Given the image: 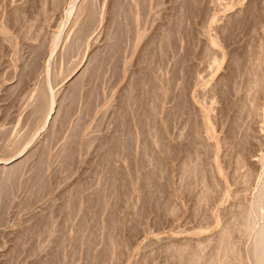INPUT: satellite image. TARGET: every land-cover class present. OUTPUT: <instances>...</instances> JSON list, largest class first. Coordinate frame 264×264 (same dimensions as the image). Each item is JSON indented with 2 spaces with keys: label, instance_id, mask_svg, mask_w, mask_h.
Returning <instances> with one entry per match:
<instances>
[{
  "label": "rangeland",
  "instance_id": "rangeland-1",
  "mask_svg": "<svg viewBox=\"0 0 264 264\" xmlns=\"http://www.w3.org/2000/svg\"><path fill=\"white\" fill-rule=\"evenodd\" d=\"M90 4L101 17L79 38L72 0H0V162L47 145L13 181L0 173V264H183L170 245L208 238L207 257L245 206L261 223L264 0ZM47 79L57 99L69 96L52 136L37 108ZM184 161L201 168L184 176ZM254 231L232 235L246 264Z\"/></svg>",
  "mask_w": 264,
  "mask_h": 264
},
{
  "label": "bare ground",
  "instance_id": "bare-ground-1",
  "mask_svg": "<svg viewBox=\"0 0 264 264\" xmlns=\"http://www.w3.org/2000/svg\"><path fill=\"white\" fill-rule=\"evenodd\" d=\"M74 1L75 0H72V5L74 4ZM89 1V2H88ZM88 1H86V0H82V1H79V2H77V4H76V2H75V4L72 6V7H69L68 8V11L69 12H71V10L72 9H74V12H73V15L74 16H72L74 19H76V20H79V21H81L80 23V26H79V30H78V37L79 38H81L82 36H84V34L88 31L89 32V30L88 29H90L89 27L93 24V22H95V20H97L98 18L97 17H101V16H99V14H98V11H96L95 10V8H93L92 6H91V4H93V3H91L90 4V1L92 2V0H88ZM130 2V1H129ZM139 2V1H138ZM48 3V2H47ZM139 4V3H138ZM134 5V4H133ZM132 5V6H133ZM140 5V4H139ZM134 8H135V6H133ZM141 7V6H140ZM135 10V9H134ZM124 11H125V9H124ZM67 12V11H66ZM65 12V13H66ZM132 13H134L135 14V12H132ZM67 14V13H66ZM65 14V15H66ZM68 15V17H69V15H71V13L70 14H67ZM140 15V14H139ZM142 15V14H141ZM232 16V15H231ZM67 17V16H66ZM68 17H67V19H68ZM131 18H129V19H132V16H130ZM101 19V18H100ZM231 20V19H230ZM229 20V21H230ZM100 22V21H99ZM124 23V22H123ZM127 23V22H126ZM132 23H134V21L132 22ZM135 24V23H134ZM228 24V23H227ZM87 32V33H88ZM110 36V35H109ZM114 36V35H113ZM83 38V37H82ZM109 38V37H108ZM113 38V37H112ZM75 39V38H74ZM114 39H115V37H114ZM113 39V40H114ZM5 40V39H4ZM110 41V40H109ZM217 41L219 42V40L217 39ZM111 42V41H110ZM113 42V41H112ZM263 42V41H262ZM71 43V42H70ZM108 43V42H107ZM215 43H216V41H215ZM262 45V44H261ZM108 46V45H107ZM111 46H112V44H111ZM264 46V45H263ZM263 46H262V48H263ZM112 48V47H111ZM108 49V48H107ZM110 49V48H109ZM264 49V48H263ZM96 51V50H95ZM111 51V50H110ZM261 51V50H260ZM95 53V52H94ZM98 53V52H97ZM115 53V52H114ZM93 54V53H92ZM92 54H89L88 55V58H87V60H86V64L84 65V67L81 69L80 68V72H78V74L72 79V81L69 83V93L71 92H73V93H76L78 90H76V89H78L79 87H81V85H82V82H83V77L85 76V74L88 72L87 71V69L90 67V64H93L95 61H97L96 60V58L94 57V56H96V55H92ZM260 54V53H259ZM260 58V57H259ZM217 59V58H216ZM218 60V59H217ZM215 63H217V62H215ZM96 64V63H95ZM94 66V65H93ZM93 66H91V67H93ZM48 67V66H47ZM90 69V68H89ZM256 69H258V68H256ZM91 71V70H90ZM258 71V70H257ZM91 73V72H90ZM254 73H257L256 71L254 72ZM264 73V72H263ZM88 74V73H87ZM86 74V75H87ZM259 74L261 75V73L260 72H258L257 73V75H258V77H257V75H256V77H252L253 78V80H251V82H250V85H249V88H250V90H252L253 92H254V90L256 91V89L259 87V86H261V84H262V77L261 78H259L260 76H259ZM91 75V74H90ZM264 76V75H263ZM86 77V76H85ZM89 77V76H88ZM87 78V77H86ZM85 78V79H86ZM264 78V77H263ZM199 80H200V78H199ZM49 79H47L46 81H45V85H44V87L43 88H41V91L39 92V94L37 95V100H38V104H39V106H38V104H36L35 105V107L34 108H36L37 106V108H40V106H41V109H42V106H43V111H46L45 112V115L41 118V122H42V128H44V127H49V136H52V135H54V133L56 132V130H57V128L58 127H60L58 124H60V122L62 121L63 122V120H61V115L63 114V113H66L65 111H64V109H66V107L64 108V106H66V105H64V103H63V99H68V94L66 93V96H65V98L62 96L61 98H60V100L59 99H57V97H56V94H54L52 91H51V89H50V87L51 86H49ZM86 81V80H85ZM133 83V82H132ZM182 84V83H181ZM264 84V83H263ZM51 85V84H50ZM133 86H134V84H133ZM264 86V85H263ZM260 89H262V87L260 88ZM68 90H66L67 92H68ZM76 90V92H74ZM252 92V93H253ZM73 93H72V97H73ZM181 93V92H180ZM71 95V94H70ZM159 95V94H158ZM172 95V94H171ZM253 95V94H252ZM68 96V97H67ZM169 97H167V99H168ZM251 98H252V96H251ZM73 99V98H72ZM72 99H69V100H72ZM171 99V98H170ZM36 100V99H35ZM68 100V101H69ZM169 102V101H168ZM37 103V102H36ZM65 104H67V103H65ZM167 108V107H166ZM35 110V109H34ZM67 110V109H66ZM180 110V109H179ZM37 111V110H36ZM39 111V110H38ZM37 111V112H38ZM174 111V110H173ZM52 112V113H51ZM179 113V112H178ZM174 114H176V113H174ZM65 115V114H64ZM201 117V116H200ZM64 117L62 116V119H63ZM60 121V122H59ZM60 125H62V124H60ZM58 126V127H57ZM209 126H210V123L207 121V120H204V123H203V127H204V134H205V137L206 138H211L212 137V133H211V130L209 129ZM189 127V126H188ZM197 127H199L200 128V126H197ZM196 131V130H195ZM154 133V132H153ZM153 133H151V134H153ZM72 135V134H71ZM70 135V136H71ZM159 135V134H158ZM158 135H157V139H158ZM198 135V134H197ZM35 137V136H34ZM33 137V138H34ZM151 137H153L154 138V144L155 145H158V140L155 138L156 136H151ZM184 137H186V136H184ZM32 138V139H33ZM202 138V137H201ZM200 138V139H201ZM49 139V138H48ZM68 139V138H67ZM151 140V139H150ZM201 140H203V138L201 139ZM70 141V140H69ZM68 141V142H69ZM109 141V140H108ZM116 141V140H115ZM160 141V140H159ZM203 141H205V140H203ZM202 141V142H203ZM243 141V140H242ZM48 142V141H47ZM66 142V141H65ZM224 142V141H223ZM160 143V142H159ZM198 143H200V142H198ZM48 144V143H47ZM65 144V143H64ZM116 144V143H115ZM203 144V143H202ZM224 144H225V142H224ZM69 145V146H68ZM124 145V144H123ZM160 145V144H159ZM208 145V144H207ZM210 146H211V144H209ZM38 147H35V148H32V149H30L27 153H25L21 158H19L18 160H12V161H9V159H3V161L2 162H0V173L2 174V179H1V182H3V184L5 183H7V182H9L10 180H12V179H15V177H17L16 175H18V173H20V171L22 170V168L25 166V164L27 163V161L30 159V158H32L34 155H37L36 153H43V150H47V145L45 144V142L42 144V145H40V148H39V144L37 145ZM67 148H69L70 147V143H68L67 144ZM66 147V146H65ZM158 147V146H157ZM209 147V146H208ZM244 147V146H243ZM153 148V147H152ZM168 148H170V147H168ZM167 148V149H168ZM203 148V147H202ZM205 148L207 149V147L205 146ZM107 149V148H106ZM126 149H127V147H126ZM171 149H172V147L170 148V151H171ZM245 149V148H244ZM64 150H65V148H64ZM41 151V152H40ZM66 151H67V149H66ZM147 151V148H146V150H145V152ZM166 151H168V150H166ZM173 151V150H172ZM171 151V152H172ZM22 152V151H21ZM21 152H20V154H21ZM155 152V151H154ZM169 152V151H168ZM68 153H71V148H70V150L66 153L67 154V156H68ZM105 153V152H104ZM45 153H43L42 155H44ZM59 154V153H58ZM72 154V153H71ZM174 154V153H173ZM211 154V153H210ZM63 155H65V153H63ZM70 155V154H69ZM154 155V154H153ZM170 155H172V154H170ZM195 155V154H194ZM38 156H39V154H38ZM37 156V157H38ZM41 156V155H40ZM61 157H62V155H61ZM60 157V158H61ZM240 157V161H242L241 160V156H239ZM16 158V157H15ZM39 158H41V157H39ZM38 158V159H39ZM66 158V157H65ZM69 158V157H68ZM38 159L37 158H35V161L37 160L38 161ZM43 159V158H42ZM64 159V158H63ZM67 159V158H66ZM66 159H64V160H66ZM239 158H237V160H238ZM243 159V158H242ZM34 160V159H33ZM40 160V159H39ZM198 160H199V158H198ZM37 161L35 162V164L37 163ZM186 161H187V159H186ZM244 161V160H243ZM32 162V161H31ZM31 162H28V163H31ZM40 162H41V160L39 161V164H40ZM63 162V161H62ZM192 162V161H191ZM202 161L200 160V163H201ZM245 162V161H244ZM209 163V162H208ZM33 164H34V161H33ZM32 164V165H33ZM35 164H34V166H35ZM243 164V163H242ZM28 165V164H27ZM153 165V164H152ZM195 165H201V164H198V163H196V164H190V163H188V162H185L184 161V163H183V165H182V171H181V173H183L184 174V176H191V174L192 173H190V171L191 170H193L192 168H196L197 166H195ZM209 165H211V170L213 169L212 167V164H209ZM31 166V165H30ZM38 166V165H37ZM195 166V167H194ZM207 166V165H206ZM114 167V166H113ZM119 168V167H118ZM200 168H201V166H200ZM202 168H203V164H202ZM30 169V168H29ZM197 169H199V168H197ZM206 168H203L202 170H205ZM202 170H198V172H201V174L200 175H202L204 172H202ZM118 171V170H117ZM207 171V170H206ZM37 172V171H36ZM121 172V171H120ZM32 173H33V171H32ZM190 173V174H189ZM206 173V172H205ZM261 174H260V180L262 179V183H261V186L259 187V189H258V192H256L257 193V195H256V197H255V202H253V203H256L257 205L259 204V205H261L260 206V210H259V213H258V216H259V218L261 219V223H256V218H254V216H253V213H252V210H251V206H245L244 207V209L242 210V211H240L242 208H240V213H238L237 215H239V217L241 218V221L239 222L238 221V218H233V219H235L236 220V223H237V221L239 222V224H237V226H236V223H233V225L231 224V225H229V226H227V227H225L223 230H221V233H220V237H219V235H218V238H219V240L217 241L216 239H214L213 241H215V243L214 244H216V242H217V244H216V246H215V248H214V246H213V248L215 249H213V254H210V252L211 251H209V253H208V255L210 256H207V257H205V255H207V251H204L205 249H206V246L208 247V244H205L204 242L206 241L207 243L209 242V240H208V238H207V240H205L204 242H202V244H194V248H192V249H190L191 248V246H187L186 244H182V245H178V246H173L174 245V243H173V245L171 246L170 245V247L168 248V247H166V248H168L169 249V254H173V252L174 253H176V252H179V256H180V259L181 260H179V261H182V260H184V259H186L190 264H200V263H202V264H236V263H238V264H246V260L243 258V256H242V254L243 253H241V255L239 254V252H242V250L239 248V252H238V249H237V247L233 244L234 242L232 241L233 239V232L234 231H238V232H242L243 234H246V233H248V231L250 230V229H254L255 231H254V233H253V236H252V238H250L251 239V241H250V244H249V249H248V256H249V258H250V260L254 263V264H264V164L261 166V172H260ZM0 174V175H1ZM182 174V175H183ZM199 174V173H198ZM33 175V174H32ZM215 175V174H214ZM245 175H247V174H245ZM38 176V179H39V175H37ZM37 176H35L36 178H37ZM41 176V175H40ZM203 176V175H202ZM1 177V176H0ZM34 177V178H35ZM201 177V176H200ZM200 177H199V180H200ZM28 178V177H27ZM30 178V177H29ZM32 178H33V176H32ZM35 178V179H36ZM44 177H42V179H43ZM153 178V177H152ZM186 179H187V177H185ZM184 178V179H185ZM35 179H34V181H35ZM41 179V180H42ZM158 179V178H157ZM243 179H247V176L246 177H244ZM29 180V179H28ZM27 180V181H28ZM30 180L32 181V179L30 178ZM37 180V179H36ZM208 180V179H207ZM13 181V180H12ZM31 181H28L29 182V184H30V182ZM147 181V180H146ZM38 182V181H37ZM42 182V181H41ZM200 182H201V180H200ZM205 182H206V180H205ZM221 182V181H220ZM220 182H218V181H216V183L218 184V183H220ZM260 182V181H259ZM36 184V181L35 182H32V184ZM40 183V182H39ZM119 183V182H118ZM206 183H208V182H206ZM1 184V183H0ZM2 184V186H5V185H3ZM42 184H44V182L42 183ZM205 184H203V186H204ZM7 186H8V184H7ZM6 186V187H7ZM38 188V187H37ZM210 188V187H209ZM208 187H207V184H206V188L204 187V188H202V190H203V192H201L202 193V195H200V202H203L204 201V203H205V201H207L208 200V198H209V191L211 192V189H212V187H211V189H209ZM258 188V187H257ZM1 189H2V187H1ZM6 189V188H5ZM220 189H222V188H220ZM98 190V189H97ZM201 190V191H202ZM92 191V190H91ZM94 192V191H93ZM93 192H92V194H93ZM97 193H99V192H97ZM200 193V194H201ZM255 193V194H256ZM95 194H96V189H95ZM0 195H2V193L0 194ZM76 195V194H75ZM98 195V194H97ZM3 196H5V195H3ZM71 196V195H70ZM1 197V196H0ZM208 197V198H207ZM69 198V197H68ZM139 198V197H138ZM1 199V198H0ZM74 198H72V200H73ZM207 199V200H206ZM137 200V199H136ZM198 201V200H197ZM92 202V201H91ZM250 202H251V200H250ZM203 204V203H202ZM171 207V206H170ZM169 207V208H170ZM243 207V206H242ZM172 208V207H171ZM169 210V209H168ZM171 210V209H170ZM173 211V210H172ZM90 212V211H89ZM237 212H238V210H237ZM76 213V212H75ZM109 213V212H108ZM99 215H100V213H99ZM98 215V216H99ZM73 217V216H72ZM235 217H236V215H235ZM83 218V217H82ZM111 220V219H110ZM232 221V220H231ZM99 222V221H98ZM117 222V221H116ZM85 223V222H84ZM82 224V223H81ZM81 226V225H80ZM84 230V229H83ZM89 234H90V232H89ZM80 236V235H79ZM93 236V235H92ZM234 236H235V232H234ZM251 237V236H250ZM85 238V237H84ZM217 238V237H216ZM217 238V239H218ZM235 238V237H234ZM92 239V238H91ZM249 239V240H250ZM235 240V239H234ZM64 241V240H63ZM210 242H212V240L210 241ZM249 242V241H248ZM76 243V242H75ZM172 243V242H171ZM189 243H191V242H189ZM204 243V244H203ZM210 244V243H209ZM235 244H236V242H235ZM176 245V244H175ZM211 245V244H210ZM188 247H190V248H188ZM165 248V249H166ZM170 250H172L173 252H171L170 253ZM241 250V251H240ZM204 252H206L205 254H204ZM211 252V253H212ZM246 252V251H245ZM246 254V253H245ZM174 255V254H173ZM96 256V255H95ZM176 257V256H175ZM247 258V257H246ZM186 260H184L185 262H186ZM184 261H183V264H186V263H184ZM247 261H248V259H247ZM187 262V263H188ZM236 262V263H235ZM100 263V262H99ZM181 264V263H180Z\"/></svg>",
  "mask_w": 264,
  "mask_h": 264
}]
</instances>
